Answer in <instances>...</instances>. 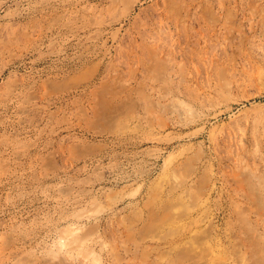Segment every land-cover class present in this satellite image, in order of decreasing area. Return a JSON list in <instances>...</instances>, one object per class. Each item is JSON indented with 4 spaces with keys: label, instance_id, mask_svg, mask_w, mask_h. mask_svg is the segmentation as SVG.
I'll return each instance as SVG.
<instances>
[{
    "label": "rangeland",
    "instance_id": "obj_1",
    "mask_svg": "<svg viewBox=\"0 0 264 264\" xmlns=\"http://www.w3.org/2000/svg\"><path fill=\"white\" fill-rule=\"evenodd\" d=\"M0 264H264V0H0Z\"/></svg>",
    "mask_w": 264,
    "mask_h": 264
}]
</instances>
